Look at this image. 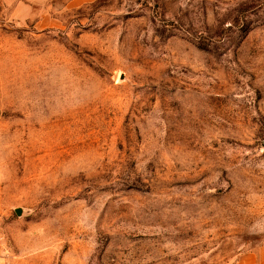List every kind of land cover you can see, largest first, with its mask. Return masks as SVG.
I'll return each mask as SVG.
<instances>
[{
    "label": "rangeland",
    "instance_id": "374dc122",
    "mask_svg": "<svg viewBox=\"0 0 264 264\" xmlns=\"http://www.w3.org/2000/svg\"><path fill=\"white\" fill-rule=\"evenodd\" d=\"M2 264H251L264 247V0L0 3Z\"/></svg>",
    "mask_w": 264,
    "mask_h": 264
},
{
    "label": "crops",
    "instance_id": "0c3cea01",
    "mask_svg": "<svg viewBox=\"0 0 264 264\" xmlns=\"http://www.w3.org/2000/svg\"><path fill=\"white\" fill-rule=\"evenodd\" d=\"M52 0H0V3L21 20H27L40 8L46 7ZM251 264H264V247L251 251Z\"/></svg>",
    "mask_w": 264,
    "mask_h": 264
},
{
    "label": "built area",
    "instance_id": "2783aa9c",
    "mask_svg": "<svg viewBox=\"0 0 264 264\" xmlns=\"http://www.w3.org/2000/svg\"><path fill=\"white\" fill-rule=\"evenodd\" d=\"M9 255V247L5 235L0 230V264H2Z\"/></svg>",
    "mask_w": 264,
    "mask_h": 264
}]
</instances>
